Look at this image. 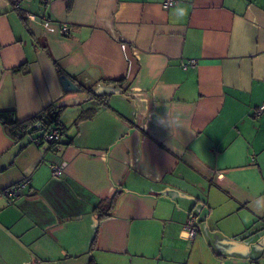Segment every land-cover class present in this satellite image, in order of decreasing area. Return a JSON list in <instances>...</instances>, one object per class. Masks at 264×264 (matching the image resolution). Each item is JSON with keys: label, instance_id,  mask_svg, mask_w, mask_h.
Instances as JSON below:
<instances>
[{"label": "crops", "instance_id": "1", "mask_svg": "<svg viewBox=\"0 0 264 264\" xmlns=\"http://www.w3.org/2000/svg\"><path fill=\"white\" fill-rule=\"evenodd\" d=\"M164 1L0 0V112L64 128L0 125V264H264V0Z\"/></svg>", "mask_w": 264, "mask_h": 264}, {"label": "trees", "instance_id": "2", "mask_svg": "<svg viewBox=\"0 0 264 264\" xmlns=\"http://www.w3.org/2000/svg\"><path fill=\"white\" fill-rule=\"evenodd\" d=\"M72 0H68L67 3V10L71 9ZM59 76L67 77L64 72L58 68ZM79 89L82 91H88L87 88L78 85ZM52 110L46 109L44 112L35 115L34 117L25 120V121H18L15 117L13 112H0V125L3 128L5 134L13 141L17 142L21 140L25 135L32 134L33 132H38L43 130V135L51 130H58L62 136L64 128L59 125L58 118L54 120L51 119L50 113ZM42 122V126L37 127L36 123ZM42 135V137H43ZM62 142V140H61ZM60 142V143H61ZM58 143V144H60ZM52 144V143H51ZM53 145V144H52ZM117 193L110 196L106 200L100 202L95 208L94 212L97 216L98 221H102L112 215V211L117 204ZM88 264H94L92 260L88 262Z\"/></svg>", "mask_w": 264, "mask_h": 264}, {"label": "built area", "instance_id": "3", "mask_svg": "<svg viewBox=\"0 0 264 264\" xmlns=\"http://www.w3.org/2000/svg\"><path fill=\"white\" fill-rule=\"evenodd\" d=\"M21 0H10V3L14 6V7H18L20 4ZM176 5V1L174 0H165L161 6L163 9H169L172 8ZM61 32L63 34H67L68 32V28L64 25L61 28ZM196 64V62L194 60H189L186 63L182 64V68L184 70H186L187 68L190 67H194ZM262 113H264V103H262L260 106H258L255 111H254V116L257 117L259 115H261ZM43 140L47 141L49 143L52 144H58L61 142L62 140V136L60 134V132L56 129L48 131L47 133H45L43 135ZM66 167V163L65 162H60V163H51L49 165L50 171H51V175L53 177H58L60 175H62L64 169ZM28 180H23L15 185L9 186L7 188H5L3 190V194L6 196V198L12 200V199H18L21 195V190L27 185ZM184 230L186 231L187 234V239L190 242H193V240L195 239L196 235L198 234L199 231V227H198V222H197V218L194 214H189L184 222Z\"/></svg>", "mask_w": 264, "mask_h": 264}, {"label": "water", "instance_id": "4", "mask_svg": "<svg viewBox=\"0 0 264 264\" xmlns=\"http://www.w3.org/2000/svg\"><path fill=\"white\" fill-rule=\"evenodd\" d=\"M60 84L64 92L79 91V87L70 79L65 76L60 77ZM58 111H53L50 113L51 119H55Z\"/></svg>", "mask_w": 264, "mask_h": 264}, {"label": "rangeland", "instance_id": "5", "mask_svg": "<svg viewBox=\"0 0 264 264\" xmlns=\"http://www.w3.org/2000/svg\"><path fill=\"white\" fill-rule=\"evenodd\" d=\"M72 92H76V91H72ZM94 92H95V91L93 90L92 93H94ZM96 92H97V91H96ZM73 94H81V95H80L81 98L76 99L75 102H77V101H82V100H84V99H86V98L88 97V94H85V93H83V92H80V93H73ZM65 117H66L65 115L62 116V119H61L62 122L65 121Z\"/></svg>", "mask_w": 264, "mask_h": 264}, {"label": "clouds", "instance_id": "6", "mask_svg": "<svg viewBox=\"0 0 264 264\" xmlns=\"http://www.w3.org/2000/svg\"><path fill=\"white\" fill-rule=\"evenodd\" d=\"M180 15H181V16H182V15H186V12H184L183 10H181ZM257 210H258V211H264V207L257 206Z\"/></svg>", "mask_w": 264, "mask_h": 264}]
</instances>
